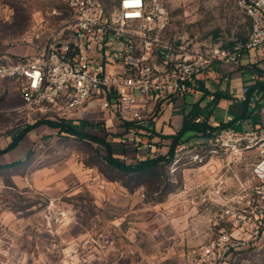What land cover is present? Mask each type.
<instances>
[{"label": "rangeland", "instance_id": "1", "mask_svg": "<svg viewBox=\"0 0 264 264\" xmlns=\"http://www.w3.org/2000/svg\"><path fill=\"white\" fill-rule=\"evenodd\" d=\"M166 4L171 13L167 38L172 41L195 48H230L243 44L251 30L236 0ZM69 18L66 0H0V63L15 62L11 54L16 51L32 56L34 48L28 43L34 32L57 28ZM258 69H264V60ZM224 73L219 66L206 72L197 94L178 106L184 112L176 100L155 108L148 117L151 130L141 127L136 136L160 149L163 140L170 139L168 132L179 133L176 120L201 112L203 105L217 120L225 110L235 119L243 107H228L222 93ZM216 94L218 99L211 101ZM99 107L67 124L105 139L120 162H140L134 161L135 151L117 140L120 123ZM45 115L27 109L13 81H0V151ZM247 115L253 117L254 111L248 108ZM196 140L194 132L182 135L184 143ZM107 156L99 144L68 138L44 125L0 155V165L19 162L0 169V264H188L191 252L217 234L210 225L215 213L195 209L184 192L187 180L181 172L162 165L157 172L134 178L104 163ZM229 264H264V233L256 245L235 252Z\"/></svg>", "mask_w": 264, "mask_h": 264}, {"label": "built area", "instance_id": "2", "mask_svg": "<svg viewBox=\"0 0 264 264\" xmlns=\"http://www.w3.org/2000/svg\"><path fill=\"white\" fill-rule=\"evenodd\" d=\"M66 3L67 22L34 32L28 43L32 57L0 64V81L16 84L27 109L67 122L101 105L128 125L119 143L136 152L134 161L168 154L171 143L159 149L136 132L151 130L149 113L158 106L195 96L201 77L216 66L225 72L222 93L230 104L254 111L249 122L197 117L211 127L195 142L178 143L169 166L187 180L184 192L195 209L215 213L210 225L217 234L191 252L188 264H229L235 252L256 245L264 233V69H258L264 60V0H236L251 30L245 43L230 48H195L168 39L166 0ZM235 72L250 74L239 92L230 86Z\"/></svg>", "mask_w": 264, "mask_h": 264}, {"label": "trees", "instance_id": "3", "mask_svg": "<svg viewBox=\"0 0 264 264\" xmlns=\"http://www.w3.org/2000/svg\"><path fill=\"white\" fill-rule=\"evenodd\" d=\"M247 39L245 40V42L247 41ZM253 91H254L253 89L250 91V95L252 94ZM219 96L220 95L216 94V100L218 99ZM196 116L197 115H193L191 112L185 115L184 121H183V124L181 126L179 133L174 136H171L172 143H171V146H170V149L167 155L158 157V158L145 159L140 162L136 161L137 163L133 165L122 163L117 158L112 156V147L110 146L108 142H106L105 139L87 134L85 132L78 131L74 129L73 127L69 126L65 120H62V119H59L57 121L49 120L50 118H48V115L43 116L45 118L38 121L36 124L32 126H28L26 130L22 131L14 139V141L9 144V146L5 150L0 151V155L14 150L19 145V143L22 141V139L26 136L27 133L44 125L52 129L59 130L60 133H62L64 136L68 138L80 140V141H90V142H93V143H96V144H99L105 147L108 151V156L102 158L104 163H106L109 167L114 169L117 173L130 175L131 177H134V178H139L143 175L157 172L162 167V165L168 166V167L171 165L173 161L175 147L178 143L182 142L183 133L191 131L195 133V136H197L199 133H202V132L204 133V135L206 134V131L211 127V125L207 124L206 122H196L195 121L197 118ZM127 127H128L127 124L125 125L121 124L119 136H121L124 133ZM117 140H119V138ZM16 165H19V162L18 164L13 163V164L0 165V169L11 168V167H15Z\"/></svg>", "mask_w": 264, "mask_h": 264}, {"label": "crops", "instance_id": "4", "mask_svg": "<svg viewBox=\"0 0 264 264\" xmlns=\"http://www.w3.org/2000/svg\"><path fill=\"white\" fill-rule=\"evenodd\" d=\"M34 54H35V52H34ZM33 54V55H34ZM12 56V59H14L15 60V62L16 61H18V60H20V59H22V58H24V57H32V56H30L29 55V53H27V52H23V51H21V52H13L12 54H11ZM11 57H8V56H1V59H9V58H11ZM249 78H250V74L248 73V72H235V73H232V76H231V84H230V86L232 87V88H234L235 90H236V92H239V90L242 88V86L245 84V82L246 81H248L249 80ZM20 95V94H19ZM219 95V94H218ZM226 96V95H225ZM212 97H215V100L214 101H216V95H212L211 97H210V99L212 98ZM227 97V96H226ZM183 100H184V98H179V99H177L176 101H175V105L178 107V106H180L181 105V103L183 102ZM211 101H212V99H211ZM213 101V102H214ZM230 100H229V98L227 97V103H228V107H231V108H233V109H235V108H237L238 106H241V107H243L242 108V110L237 114V116H236V118L234 119L235 121H237V120H240V119H242L243 120V122H246V120L249 122V120H250V118H252V117H250V116H248L247 115V110H248V108H247V106H245L244 104H241V103H235V102H233L232 104H230ZM208 106H206V105H203V110L201 111V112H197V113H195V114H193V115H197L196 117H199V116H204V117H206V118H208L209 116H211V117H213V119L216 121V122H223V119L225 118V116H228V113H227V110H225V116H223V118L221 119H219V120H217L216 119V117L212 114V112L210 111V112H206V108H207ZM179 108V110H183V109H181V107H178ZM91 112H93V111H89V110H87V112H83L82 114L84 115V116H89L90 115V113ZM183 112H184V110H183ZM190 113V112H189ZM189 113H185V115H187V114H189ZM92 114V113H91ZM255 114V113H254ZM82 116V115H81ZM228 117H230V116H228ZM183 121H184V116H183V118H182V120H176V123L178 124V128H177V130L178 131H180V129H181V126H182V124H183ZM247 122V123H248ZM235 125H237V124H234V126ZM239 126V125H238ZM177 127V126H176ZM169 133H171L170 134V139H166V140H168V141H166V140H163V146H164V150H166V148H167V145L168 144H170V143H172V138H171V136H174V135H176L173 131L172 132H168V134ZM170 142V143H169Z\"/></svg>", "mask_w": 264, "mask_h": 264}]
</instances>
